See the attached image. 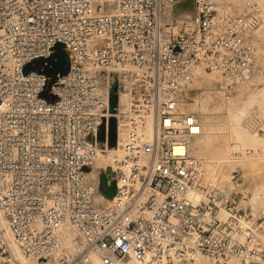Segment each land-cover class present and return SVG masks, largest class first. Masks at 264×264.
<instances>
[{
	"label": "built area",
	"instance_id": "2783aa9c",
	"mask_svg": "<svg viewBox=\"0 0 264 264\" xmlns=\"http://www.w3.org/2000/svg\"><path fill=\"white\" fill-rule=\"evenodd\" d=\"M177 3L0 0V264H16L10 243L37 264H264V217L252 226L250 209L204 183L201 126L182 110L197 68L219 72L228 95L264 73L261 16L195 0L179 20ZM58 47L69 70L52 82ZM113 119L120 153L101 189L88 173Z\"/></svg>",
	"mask_w": 264,
	"mask_h": 264
},
{
	"label": "bare ground",
	"instance_id": "6f19581e",
	"mask_svg": "<svg viewBox=\"0 0 264 264\" xmlns=\"http://www.w3.org/2000/svg\"><path fill=\"white\" fill-rule=\"evenodd\" d=\"M181 1H184L186 3V7L184 8V10H181L179 15L180 18L183 19L187 16V18H189V16L191 17L194 14V11L192 12L189 9L187 10V7L191 2L194 1L193 8H195V0H179L178 2ZM217 2L220 9H224L228 12L234 11V6L228 1L217 0ZM214 81L217 82V84L221 82V74L219 72L207 73V71H205L203 68H197L194 72L193 85L205 86V91L201 97H196L192 103L188 102L182 107V110L193 115L198 120L199 125L201 126V134L192 141L191 150L193 155L203 159L205 162L204 183L215 187L222 194L232 198H234V194H236L237 192H241L243 196L239 200L238 206L242 209L250 208L251 214L253 216L250 224L252 226H257L258 220L264 217L262 216L264 215L263 173L259 172V170H254V165L252 164V162L248 163L249 160L244 157V152H242V149L236 151V146L234 143H236V141L238 140L237 138H240V136H237L236 138L232 133V139L234 143L231 142L229 116H224L223 114H221V112L224 113V104L227 103L226 100H229L231 96L228 95L222 87L226 96L224 98L223 93L221 91H217ZM234 104L237 103L234 101L229 102L227 107L228 110H230L229 106L233 107L235 106ZM213 111H216L219 116L214 118L211 115V112ZM112 128L113 126L110 124L108 127L109 131H112ZM221 139H223L224 141H222ZM102 148V144L99 143L97 161L92 170L88 173V180L93 185L98 184L101 175H106L107 177L108 174H110L109 168L112 164V160L120 153V151H118L119 148L117 147H111L108 149V151H102ZM215 157L224 160H227L231 157L230 167H232L233 164L235 167H240L242 165L243 168L248 171L244 172L242 175L243 182L238 183L235 180L234 176H229L228 178L223 179V182L220 184V186H218L217 181L218 178H220L223 174V166H221V163L219 161L215 160ZM237 164L238 166H236ZM261 166L262 167H260V170H264V164H261ZM196 199L199 200L198 198ZM111 201L112 198L104 196L102 197V201L100 204L103 206L106 203H111ZM242 204L247 205V207L243 208L241 206ZM221 217L224 219L226 215L221 214ZM0 226L10 241V235L8 234L6 221L1 217V215ZM261 237L264 239V229L261 231ZM64 244L66 247H68L69 251L72 250L73 243L70 236H65ZM10 246L11 252L16 260V264H37L36 261L24 257L18 247H16L13 243H10ZM91 258L95 263L99 264V256L92 255ZM234 262L235 261H231L228 264H235ZM120 264L136 263L129 261L122 262ZM192 264H208V261L204 256L198 255Z\"/></svg>",
	"mask_w": 264,
	"mask_h": 264
},
{
	"label": "rangeland",
	"instance_id": "374dc122",
	"mask_svg": "<svg viewBox=\"0 0 264 264\" xmlns=\"http://www.w3.org/2000/svg\"><path fill=\"white\" fill-rule=\"evenodd\" d=\"M226 1H228L230 4L234 6L233 12L242 11L249 4H253L258 8L261 16V24L257 32H255L252 37V44L255 47L260 66L264 67V0H226ZM185 4L186 3L184 1L178 2L176 4L175 14L176 16H178L177 18L179 20L182 19L180 18L179 15L181 10H184V8L186 7ZM193 4L194 1L191 2L189 5L187 4L188 5L187 10L189 9L192 12L194 11L195 14V8H193L194 7ZM214 84H216L215 86L217 88V91H221L223 93V97L225 98L226 96L221 86V82L219 84L215 82ZM193 87H194V91L193 94L191 95V100L189 101V103H192L196 97L197 98L201 97L205 91V86L193 85ZM230 96L231 98L229 100H226L227 103L224 104V113L221 112V114H223L224 116H229V120H230L229 126L231 128L230 131L231 142L234 143L232 139V133L236 138L237 136H240V138H237L238 140L236 141V143H234L236 146L235 148L236 151L242 149V152H244V157L247 160H249L248 163L252 162V164L254 165V170L255 171L259 170V172L263 173L262 176L264 177V170H260L261 169L260 167H262L261 164H264V73L254 77L252 80H250L249 84H247L242 88H239L237 92L232 93ZM228 101L229 102L234 101L237 104H234L235 106L233 107L229 106L230 110H228L227 108L229 103ZM211 115L214 118L219 116V114L216 111L211 112ZM221 140L224 141L223 139ZM111 147H116V143H113L112 146H110V148ZM215 160L219 161L221 163V166H223V174L220 178H218L217 181L218 186H220V184L223 182V179H226L229 176H234L235 180L238 183L243 182L242 175L244 172H248V171L244 169L241 164H240L241 166L239 165L240 167H235L234 164L232 167H230L231 157L227 160L218 159V158H216ZM236 166H238V164ZM104 186L105 185L102 183L101 180V189ZM233 196L239 205V200L242 198L243 194L241 192H237ZM241 206L243 208L247 207V205L245 204H242ZM234 263L237 264L236 262Z\"/></svg>",
	"mask_w": 264,
	"mask_h": 264
},
{
	"label": "water",
	"instance_id": "95a60500",
	"mask_svg": "<svg viewBox=\"0 0 264 264\" xmlns=\"http://www.w3.org/2000/svg\"><path fill=\"white\" fill-rule=\"evenodd\" d=\"M56 56L59 58L60 62L55 66L51 71L47 72L48 75L52 76V82L57 79V75H64L68 73L69 70V62L67 60L66 55L62 51L60 47L56 49ZM118 105V82L117 76L115 74L112 75L111 78V97H110V107L111 111H116ZM115 120H111V125L113 126L112 131H110V135L112 137L113 143L116 141V127H115ZM104 128L102 129L103 132ZM101 180L104 185L107 183L106 175H101ZM116 194V183L115 181L111 182V186L104 189V195L110 198H113Z\"/></svg>",
	"mask_w": 264,
	"mask_h": 264
}]
</instances>
